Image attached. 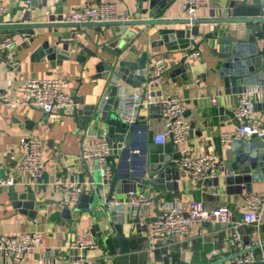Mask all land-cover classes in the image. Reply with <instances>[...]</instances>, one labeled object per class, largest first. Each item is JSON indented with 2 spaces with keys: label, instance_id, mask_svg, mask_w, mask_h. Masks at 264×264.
<instances>
[{
  "label": "crops",
  "instance_id": "0c3cea01",
  "mask_svg": "<svg viewBox=\"0 0 264 264\" xmlns=\"http://www.w3.org/2000/svg\"><path fill=\"white\" fill-rule=\"evenodd\" d=\"M0 1L6 8L0 21V41L7 37L17 41L13 49L0 56V92H6L10 102H19L23 80L58 77L68 81V92L75 102L73 108L51 114L24 105L11 108L8 104H0V179L11 176L15 181L13 186L0 187V236L39 233L41 242L26 257L28 263L37 264L44 258L55 260L57 264L73 263L69 248L77 236L86 232L92 235L95 247L84 251L83 260L77 264H165L164 257L167 258L166 264H236V258L248 250L258 258L264 254V211L257 227L247 224L240 227V250L230 245L229 226L208 222L196 227L192 236L178 235L152 243L147 236L138 233L129 214H124L120 222L108 214L102 198L107 197L113 177L101 185L94 169L96 161L91 159L86 162V172L80 159L82 148L92 147L103 135L113 142L119 135L122 140L129 139L131 146L114 159L118 184L114 186L112 195L122 198L132 188L144 192L149 199V204L144 207L148 219L160 216L167 205H176L185 210L191 201H201L206 211L225 206L232 217L239 220L246 209L244 195L248 191L264 194V166H259L264 158L256 153L253 162L257 167L249 171L256 180L248 184V189L246 184L227 183L231 175L225 166L228 144H221L220 134L237 128L233 111L239 95L248 87L235 93L233 90L237 86H230L228 93L225 92L222 80L214 72L220 64V59L215 56L218 46L210 40H202V36L219 30L243 38L254 46L256 52H264V21L199 24L198 30L202 36L192 37L191 40L200 42L197 48L200 59L187 57L185 69L176 73L172 70L184 53L163 56L164 46L152 44L158 39L156 30L187 28L185 25L129 26L106 46L108 52L99 49L97 58L85 54V59L80 61L76 59L79 52L77 43L86 50L94 51L93 42L101 44L110 37L114 28L102 27V32L98 33L94 27L78 28L61 22V18L71 10L96 6L104 0H31L30 7L25 4V0ZM110 1L118 11L127 12L135 22L155 20L162 7L164 10L159 19L173 22L185 20L183 5L179 0H154L157 3L153 11L150 10L149 0ZM206 1L207 7L196 13L197 20L258 18L264 6V0ZM18 24L44 26L34 28L33 35H19L15 29L8 27ZM72 36L74 39L63 41ZM57 43L59 50L70 55L60 60L57 54L52 61L47 51ZM66 43V46L63 45ZM116 51L118 58L127 62H137L145 53L146 71L150 70L154 58L168 59V67L161 76L157 90L161 94L184 100V120L189 125L187 140L178 145L177 150L172 146L164 148L169 141L162 147H153L152 142H147L148 134L151 133L153 138L162 131V119L155 106H151L156 108L153 112H150L151 107L141 111L136 123L123 134L118 133L120 126L117 121L120 120L113 102L107 104L101 116L105 95L108 100L114 98L118 101L123 93L132 94L143 88V83L132 88L116 73L111 71L107 74L103 68L97 70L98 62L115 61L117 58L112 53ZM258 57L260 63L264 64V57ZM249 87L263 90L260 98L253 103L250 123L264 127V86ZM212 99L216 100L215 103L211 102ZM90 106L93 107L92 112L87 109ZM86 112H91V115ZM32 135L44 142L42 160L47 166L43 180L38 185L31 184L30 179L16 168V162L9 158L10 155L18 157L20 139ZM182 153L217 158L220 164L216 177L213 181H206L207 184H213L215 195L207 189H197L181 173L179 160ZM168 165L174 167L171 170L174 178L170 181V189H166L165 182L161 186L153 183L156 174ZM125 175H128L129 180L122 181ZM72 180L88 184L83 187L73 205H66L63 192L50 184ZM100 185L102 187L98 189ZM27 189L33 193L37 205L33 218L26 214L29 211L21 213L15 208L11 198L12 192L23 193ZM65 208L67 211H64ZM117 225L121 226L122 238L127 240L125 247L119 243L115 229ZM257 242L261 244L255 245ZM254 264H264V261L257 260Z\"/></svg>",
  "mask_w": 264,
  "mask_h": 264
},
{
  "label": "built area",
  "instance_id": "2783aa9c",
  "mask_svg": "<svg viewBox=\"0 0 264 264\" xmlns=\"http://www.w3.org/2000/svg\"><path fill=\"white\" fill-rule=\"evenodd\" d=\"M183 5L185 19L189 21L197 20L196 13L207 7L206 0H179ZM32 1L25 0V4L30 7ZM6 12V8L0 1V21ZM260 18L264 20V6L260 9ZM132 18L125 11H118L110 0H104L96 6H83L67 12L61 22L74 25L78 28H85L84 25L95 23L129 22ZM74 39V36L67 40ZM17 44L13 37H7L0 41V56L3 52L10 51ZM180 54V53H177ZM186 55V53H185ZM187 57L199 60V52L192 50ZM168 59L156 57L152 61L149 71L144 69L145 82L141 90H136L132 94L123 93L118 100L117 116L119 120L132 126L136 123L141 111L147 110L151 106L159 109L162 119V131L152 138L154 145H164L171 137L172 143L178 148L186 142L189 125L184 120L185 103L184 100L176 96L161 94L157 90L161 76L168 67ZM113 81V80H112ZM117 84V81H116ZM22 96L19 102H10L6 92H0V104H8L11 108L17 105H24L28 108L39 110L45 114L58 111H67L75 106L74 99L68 92V81L58 77L28 78L22 82ZM263 90L256 88H245L239 95L238 102L233 111L235 120L240 124L234 131L220 134L221 144H229L237 139L250 140L257 137L264 140V127L254 126L250 123L253 110V103L260 98ZM108 96H104V103ZM215 99L211 102L215 103ZM18 157L10 155V160L16 162V168L24 173L31 181V184H41L43 176L47 170L46 164L42 160L44 148L43 140L36 136H28L20 139ZM111 142L103 135L92 147H84L80 153L82 161L94 159L96 170L101 185L109 182L113 177L108 157L111 154ZM217 158L209 155H194L182 153L179 160V168L184 176H187L199 190H208L212 195L213 184L206 181H213L219 167ZM126 180H129L126 179ZM122 179V181H126ZM15 184L14 178L7 176L0 179V187H10ZM88 182H78L77 180L67 182H53L51 187L58 189L64 194V204L73 205ZM138 185V184H136ZM103 204L109 215L116 222H120L124 214H129L133 220L138 233L144 234L152 243H159L175 236L194 235L195 228L203 222L212 225H225L231 229L230 245L236 250L241 249L242 235L240 227L244 224L257 227L263 216L264 194L248 191L244 197L245 211L241 218L234 219L230 210L225 206H218L211 211H206L201 201H191L187 209H182L176 205H167L161 215L148 219L144 214V207L149 204V199L142 191L136 188L128 189L122 198L111 195L109 198L103 196ZM41 235L39 233H20L15 236H0V264H30L26 257L31 254L40 244ZM257 242L255 245H260ZM95 247V242L89 232L79 235L70 246L71 255L77 264L83 260V252ZM257 260L264 261V254L258 256L248 250L236 258V264H254ZM51 259H41L37 264H57Z\"/></svg>",
  "mask_w": 264,
  "mask_h": 264
},
{
  "label": "water",
  "instance_id": "95a60500",
  "mask_svg": "<svg viewBox=\"0 0 264 264\" xmlns=\"http://www.w3.org/2000/svg\"><path fill=\"white\" fill-rule=\"evenodd\" d=\"M150 10L154 9V0H149ZM252 2H254L252 0ZM159 11L158 16L155 20L150 21H129V22H113V23H102V24H95L90 23L84 25V27H94L98 33H101L102 27L107 28H114V31L110 32V37L105 38L104 42L101 44L96 41L93 42L95 46L94 51L86 50V48L77 43L76 47L79 49L78 55L76 56L77 60L82 61L85 59L84 55L86 54L88 57L97 58L98 50H108L106 46L109 45L111 42L115 41L119 34L124 32L129 26H137V25H144V26H163L169 24H179L185 25L187 28H180V29H169V28H160L156 30V35L158 39L153 42L152 45H163L165 48V52L163 56H167L170 53H184L179 60L177 66L172 70L174 72L183 71L185 69V62L187 60V54H189L192 50H196L200 44V42L195 43L191 40L192 37L202 36L199 32L198 25L199 24H206V23H230V22H238V21H264L260 16L258 18H243V19H222V20H195L189 21L187 19L180 20V21H170V20H162L159 19V15L162 14V7ZM153 11V10H152ZM44 25H28V24H18L8 26L9 28L15 29L19 35L27 34L33 35V29L43 27ZM48 26V25H47ZM256 30V29H255ZM236 35V34H235ZM202 40H210L214 42L218 46V50L215 53V56L220 59V64L217 66L216 74L218 75L219 79L222 80V85L226 93H228L230 86H237L233 91L235 93L241 92L243 87L249 86H264V64H261L260 58L258 56L264 57V52H256L254 51V46L249 44L243 40V38H237V36L231 34H224L222 31L217 30L215 33H207L202 36ZM54 45V48L47 51L48 58L52 61L56 59V55L58 54V58L61 60V57H69L70 53L65 52L63 50H59ZM63 45H67L63 44ZM186 53V55H185ZM113 56L117 59L113 62H98L97 70L103 68L107 71V74L111 71L116 73L117 76L121 78L122 81L130 85L132 88H136L140 84L145 82L144 77V69H145V59L146 54L143 53L140 57L139 61L137 62H127L123 59L118 58V52H113ZM256 54V55H255ZM52 64V63H51ZM260 79V80H259ZM113 102L114 108L117 109L118 101H115L114 98H110L107 100L104 105L102 106L101 116L104 115V111L107 109V104ZM255 108V107H254ZM76 109V108H74ZM87 109L93 110V107H87ZM155 107L150 108V112H153ZM91 112H86L87 115H91ZM230 115V114H229ZM232 115V114H231ZM119 123L118 133L123 134L126 130L131 129V126H128L121 121H117ZM237 128L240 124L237 122ZM109 137H111L109 135ZM110 141V140H109ZM111 142V154L108 157V161L110 162L111 171L113 174V178L110 183L109 192L107 198L112 195V191L116 183L118 184L117 175L115 174V166H114V159L118 158V156L127 149L126 147L131 146L129 139L122 140V137L118 135L117 139ZM113 142V143H112ZM147 142H152V134H148ZM174 147L177 150V147L172 143L171 137H169V142L165 144L164 148L169 149L170 147ZM153 147H162L161 145H153ZM264 142L254 137L250 140L244 139H237L232 141L228 144V149L226 150V160L225 166L231 171V175L227 178V183L235 182L237 184H246L248 189V184L256 180V178L252 177L249 174L250 170L256 169L257 164L254 165L253 160L256 158V153H260L259 157L264 158ZM250 161V162H249ZM83 162V167L86 172H88L86 161ZM253 162V163H252ZM259 166H264V162H261ZM172 166H169L156 174L154 177L153 183L157 184L158 186L164 183L166 189H170L171 185V170ZM128 175H125L122 179L126 180ZM258 178V177H257ZM102 186H97V188H101ZM11 198L13 200V205L17 208L21 213L24 211H29L26 214L28 217L33 218L36 213L37 205L34 202V195L33 193L27 189L23 193H16L12 192ZM64 211H67L65 208ZM117 235L119 236V243L122 247H125L127 244V240L122 238L121 233V226H115ZM166 253V251H165ZM166 255V254H165ZM167 258L164 257V263L166 264Z\"/></svg>",
  "mask_w": 264,
  "mask_h": 264
}]
</instances>
